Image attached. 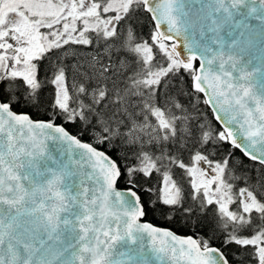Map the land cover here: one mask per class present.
I'll use <instances>...</instances> for the list:
<instances>
[{"label": "snow or ice", "instance_id": "6c2138e0", "mask_svg": "<svg viewBox=\"0 0 264 264\" xmlns=\"http://www.w3.org/2000/svg\"><path fill=\"white\" fill-rule=\"evenodd\" d=\"M253 261L264 0H0V264Z\"/></svg>", "mask_w": 264, "mask_h": 264}, {"label": "trees", "instance_id": "16d2710c", "mask_svg": "<svg viewBox=\"0 0 264 264\" xmlns=\"http://www.w3.org/2000/svg\"><path fill=\"white\" fill-rule=\"evenodd\" d=\"M148 33V28L145 27L143 29V34L145 36H147ZM34 118H37L34 114ZM217 127H219V125H217ZM237 156H240L241 154L239 152L236 153ZM247 163V161H246ZM156 180V177L153 176L152 177V182L154 183ZM146 219H149L151 221H153L154 223H157L159 225H163V226H168L173 228L175 231L179 232V233H183V234H192V229L188 228V227H183L181 226L180 223H177L176 221H168L166 220L159 212L156 213H152L149 212L148 216L145 217ZM251 264H255V262H251Z\"/></svg>", "mask_w": 264, "mask_h": 264}, {"label": "water", "instance_id": "95a60500", "mask_svg": "<svg viewBox=\"0 0 264 264\" xmlns=\"http://www.w3.org/2000/svg\"><path fill=\"white\" fill-rule=\"evenodd\" d=\"M145 219H146V218H145ZM146 220H148L149 222L155 224V225L158 226V227H162V228H170V229H172L174 232H177V231H175V230H174L173 228H171V227L163 226V225H159V224L154 223L153 221H151V220H149V219H146ZM177 234H179V235H190V234H183V233H179V232H177Z\"/></svg>", "mask_w": 264, "mask_h": 264}]
</instances>
